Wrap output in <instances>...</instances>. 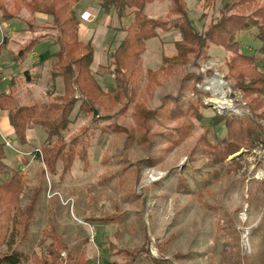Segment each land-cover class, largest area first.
Instances as JSON below:
<instances>
[{
  "label": "rangeland",
  "instance_id": "1",
  "mask_svg": "<svg viewBox=\"0 0 264 264\" xmlns=\"http://www.w3.org/2000/svg\"><path fill=\"white\" fill-rule=\"evenodd\" d=\"M185 1L189 18L202 32L211 18L202 16L199 0ZM228 1L217 4L221 7ZM169 4L157 1L147 6L146 14L163 17ZM29 20L30 33L39 37L35 41L43 35L53 40L48 44L57 40L56 31L44 20ZM131 21L127 17L122 24ZM109 33L110 38L115 35L113 30ZM177 33L173 29L147 42L143 71L158 70L163 54L175 53ZM256 35L257 29L242 32L237 41L247 54L259 56ZM31 41L28 35H17L19 46ZM112 46L108 45L109 50L118 45ZM108 47L104 43L102 52L97 48L93 67L105 89L114 85L104 69ZM209 55V61L192 59L174 76L159 78V85L150 91H145L143 81L136 93H130L134 98L127 109V101L121 98L102 100L94 115L75 111L73 124L63 134L76 154L72 170L63 176L60 165L53 175L35 155L34 163L19 171L22 184L17 191L0 198V257L15 251L25 257L22 264H97L98 260L101 264H153L143 252L131 263L120 254L149 247L161 264H264V149L255 145L222 164L206 151V143L221 147L228 137L224 126L211 125L215 111L219 112L212 101L223 97L222 92L214 93L219 81L226 102L235 109L219 114L244 117L251 113L232 82L224 85L213 77L227 73L229 53L211 46ZM27 67L31 69L30 62ZM209 70L214 74L207 76ZM38 71L41 86L50 88L51 61ZM1 82L10 89L9 75L0 74ZM62 93L61 79L39 103L30 99L33 92L27 87L18 90L19 97L38 105L56 104ZM177 99L184 105L182 114L191 101L196 109L204 108V121L193 120L186 136L180 134L186 133L187 122L175 113ZM135 104L140 109L137 113ZM34 129L40 150L47 135L39 127ZM26 225L28 234L21 241ZM52 231L56 236L47 235Z\"/></svg>",
  "mask_w": 264,
  "mask_h": 264
},
{
  "label": "trees",
  "instance_id": "2",
  "mask_svg": "<svg viewBox=\"0 0 264 264\" xmlns=\"http://www.w3.org/2000/svg\"><path fill=\"white\" fill-rule=\"evenodd\" d=\"M79 1L13 0L12 13H8L4 6L0 5L3 18L7 21L18 16L23 8L33 14L51 17L50 28L58 35L54 42L56 50L50 57L54 81L61 79L63 82V93L56 104H34L23 107L17 103L11 92L0 90V110L7 113L15 138L20 145H27V132L31 127H39L46 133V142L36 155L42 159L51 174H57L60 165L63 176L73 168L76 154L67 146L63 134L73 124L72 115L75 111L78 115H94L96 105L102 100L118 101L121 98L127 101L124 107L127 109L134 98L130 93H136V89L143 81L145 91H150L153 85H159V78L174 76L179 68L186 66L192 59L209 61L208 51L211 46L222 47L232 53L233 56L227 62L225 81H231L234 91L242 94L243 101L251 113L248 116L237 117L221 115L215 111L211 125L215 128L224 126L228 137L222 142L221 147L206 143V151L213 156L215 163L222 164L227 158L237 155L244 149L250 152L256 148L255 145H262L264 149V71L259 67L260 62L264 61V0H229L224 3L219 16H215L202 32L194 27L193 21L189 18L185 0H171L172 5L168 14L159 19H151L146 14L147 6L157 0H96L103 12L116 16L120 22L132 17L130 25L119 30L125 34L119 46L108 54V63L104 69L105 74L113 79L114 85L106 89L92 71L95 60L94 45L91 41L81 40L79 35L80 22L73 9ZM202 1L215 8L219 0ZM230 12L232 13L229 15ZM173 29L179 33V40L175 42V54L164 55L160 69L143 71L142 57L147 50V42ZM253 29H257L256 37L260 42L258 53L262 56V60L256 55H249L243 51L242 44L237 41L238 34ZM4 43L6 41L0 43V51L5 46ZM37 43L38 41L32 40L21 48L13 56L14 63L22 65ZM213 74L212 70L207 72V76ZM202 79L203 76H200L199 81ZM175 103L178 108L175 113H181L184 105L179 99ZM186 105L188 110L184 114L182 112V118H179L187 122L183 127L186 133L180 132L182 136L189 134L193 120L202 122L205 119L203 105H201L202 109H196L192 101ZM137 107L135 104L136 113L140 110ZM205 134L203 141L206 140ZM6 148L0 136V198L2 199L4 196L13 195L22 184V177L18 171H12V175L9 176L10 168L5 163ZM36 200L37 197L34 205ZM27 234L26 225L21 241ZM55 234L54 231L47 232V235ZM59 245L65 249L62 242ZM141 252L151 257L153 264H161L162 260L154 258L149 247H144L139 252L120 254L131 263ZM24 259L21 253L12 251L0 257V264H22ZM103 264L119 263L106 261Z\"/></svg>",
  "mask_w": 264,
  "mask_h": 264
},
{
  "label": "crops",
  "instance_id": "3",
  "mask_svg": "<svg viewBox=\"0 0 264 264\" xmlns=\"http://www.w3.org/2000/svg\"><path fill=\"white\" fill-rule=\"evenodd\" d=\"M157 1H160L161 3H167V2L170 3L166 14L163 16V17H166V15L168 14L169 8L172 5V1L171 0H157ZM223 1L225 0H222V2ZM1 4L4 6L5 10L8 13H12L14 11L13 0H0V5ZM199 4L201 6L202 16L204 18H206V16H209L211 18L210 20L206 22L208 24L213 20L215 16H219L220 11L223 8V6L220 7V5L217 4V7L221 8L219 11L217 7L213 8L210 4H206L202 0H199ZM73 9L76 15L78 16V19L80 22V33H79L80 38L81 40L85 42L91 41L93 43L94 48H95V60H96L97 48H99L101 51L103 49L104 43L107 44V47L109 44L113 45L112 47H114V45L116 44L119 46L120 42L122 41L125 35L124 32L119 31V30L122 29L123 27L128 26V25L126 26L122 24V23H125L126 18L120 22L116 16L112 14L110 15L106 14L105 12L101 10L100 5L99 3L97 4L96 0H80L77 4L73 6ZM210 12H211V15H210ZM216 12H219V13H216ZM231 13L232 12H230L229 15ZM163 17H160V18H163ZM30 18L36 19V20H44L46 24H49V27H50V23H52L51 17L42 15V14H33L26 8H24L22 12L18 14V16H16L15 18H12L9 21L4 20L3 13L0 11V25L3 27L4 32L7 33V35L3 36L2 32H0V43H3V41H6V43H4L5 46L0 51V74L2 76L9 75L10 83H11L10 89L9 88L6 89L8 85L7 82H4V83L1 82L0 90L3 92H11L14 98L16 99L17 103L23 107H29V106L34 105L35 103L31 104L30 100L28 99L23 100L21 97L18 96V90L20 89V86H25L31 91V93L33 92V96H31L30 99L33 102L36 101L39 103L42 96L46 95L47 92L50 91L51 89H54V86L55 87L57 86V80H58L57 79L56 81H54L52 77V72H51V87L48 88V87L41 86V78L38 77L39 75L38 68L40 67V65H44L50 62L51 54L52 52L56 50V47L54 46L55 41L52 44L50 43L48 44L46 41L48 40L53 41V40L49 38H44L45 35H43L42 37H40V39H38L39 40L38 43L35 45L33 51L30 53V55L28 56V58L25 60V62L22 65L15 64L13 61V56L17 54V52L21 48H23V46H25V43H22L23 45L21 46L18 45V43L16 42L17 35L19 34L28 35L31 40L39 38V37H36V38L33 37L32 36L33 34L30 33L32 31L31 29L33 28V24L29 20ZM151 19H155V18H151ZM111 30H117L115 31V35L112 38L109 37L110 35L109 31L111 32ZM120 35H123L121 37L122 39H119ZM177 35H179V33H177ZM177 38L178 37L176 36L175 42L179 40ZM109 39L110 41H108ZM41 43H42V46L39 47ZM105 47L106 46H104V48ZM110 47H108V50H107L108 54L112 51V50H109ZM13 48H16V49H13ZM174 48H175V43H174ZM226 52L229 53V58L225 63L226 72H227V62L233 55L232 53L228 51ZM102 56L103 55H100V57ZM163 56H162V59H163ZM257 58L262 60L261 55L257 56ZM210 59H212L211 56H210ZM95 60L92 66V71L94 73L95 71L93 67L95 65ZM218 61L221 66L222 61L221 60H218ZM29 62L31 63V69L30 67H27ZM162 64H163V60H162ZM259 67L264 71V61L260 62ZM7 69H10V70H7ZM9 71H11V73ZM225 75L226 73L224 74V76L222 77L220 76V77L222 80L224 78L223 81L227 84V81H225ZM34 128L35 127H31L27 132V137H28L27 145L25 146L20 145L15 138L16 145L14 146L15 141L12 140V137L15 135L10 125L8 115L6 112L0 110V136L2 137L4 141L8 140L14 146V150L6 148L7 158L5 160V163L7 164V166L13 171L18 170L19 172L20 170H25L27 165L34 163L36 152L39 151L38 146H36L38 134Z\"/></svg>",
  "mask_w": 264,
  "mask_h": 264
},
{
  "label": "bare ground",
  "instance_id": "4",
  "mask_svg": "<svg viewBox=\"0 0 264 264\" xmlns=\"http://www.w3.org/2000/svg\"><path fill=\"white\" fill-rule=\"evenodd\" d=\"M218 84L219 85H216V87H214V91H215L214 93L216 94L218 92H222L223 97L222 98H218V99H214L212 101V104L215 107H217V109H219V110L224 109L225 112L226 111H235L234 107L226 102V99H225L226 92L222 91V87L223 86H221L220 81H219Z\"/></svg>",
  "mask_w": 264,
  "mask_h": 264
},
{
  "label": "built area",
  "instance_id": "5",
  "mask_svg": "<svg viewBox=\"0 0 264 264\" xmlns=\"http://www.w3.org/2000/svg\"><path fill=\"white\" fill-rule=\"evenodd\" d=\"M0 32H4L3 27L0 25ZM5 80V78H4ZM7 148L14 150V146L10 141H4ZM97 264H101L100 260H98Z\"/></svg>",
  "mask_w": 264,
  "mask_h": 264
},
{
  "label": "water",
  "instance_id": "6",
  "mask_svg": "<svg viewBox=\"0 0 264 264\" xmlns=\"http://www.w3.org/2000/svg\"><path fill=\"white\" fill-rule=\"evenodd\" d=\"M213 77H217V78H220V79H221V77H220L219 75H214ZM221 81H222V83H223L224 85H227L222 79H221ZM216 109H217V108H216ZM218 111L221 112V113H225V110H224V109H222V110H219V109H218Z\"/></svg>",
  "mask_w": 264,
  "mask_h": 264
}]
</instances>
